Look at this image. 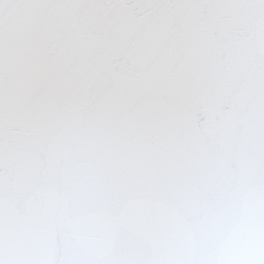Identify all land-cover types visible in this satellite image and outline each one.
Instances as JSON below:
<instances>
[{
  "label": "snow or ice",
  "instance_id": "obj_1",
  "mask_svg": "<svg viewBox=\"0 0 264 264\" xmlns=\"http://www.w3.org/2000/svg\"><path fill=\"white\" fill-rule=\"evenodd\" d=\"M0 264H264V0H0Z\"/></svg>",
  "mask_w": 264,
  "mask_h": 264
}]
</instances>
